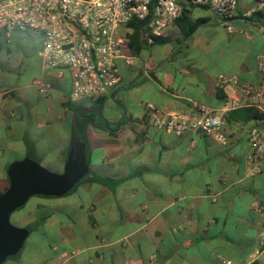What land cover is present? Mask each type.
<instances>
[{
	"label": "crops",
	"instance_id": "0c3cea01",
	"mask_svg": "<svg viewBox=\"0 0 264 264\" xmlns=\"http://www.w3.org/2000/svg\"><path fill=\"white\" fill-rule=\"evenodd\" d=\"M253 6L238 1L230 32L205 23L184 37L175 20L158 43L144 34L140 45L165 44L149 58L141 46L129 48V28L123 53L133 64L119 66V84L92 100L72 98L68 76L41 67L35 33L0 30V192L15 160L63 167L76 110L87 165L72 192L31 196L40 199L30 214L42 222V238L7 264H264V221L251 209L264 205V168L249 175L246 160L252 120L227 118L233 110H224L225 94L215 86L218 74L257 83L264 32L259 16L247 15ZM37 82L49 89L39 93ZM147 104L163 113L220 112L223 142L154 129Z\"/></svg>",
	"mask_w": 264,
	"mask_h": 264
},
{
	"label": "built area",
	"instance_id": "2783aa9c",
	"mask_svg": "<svg viewBox=\"0 0 264 264\" xmlns=\"http://www.w3.org/2000/svg\"><path fill=\"white\" fill-rule=\"evenodd\" d=\"M239 0H0V30L32 32L40 41L37 55L45 70L57 77L68 76L70 94L74 99L92 100L120 82L119 66H131L133 57L123 53L128 43L129 23H145L146 35L161 37L186 6L209 11L226 30ZM247 15L256 14L264 32V0H252ZM258 72L256 84L241 82L234 75L218 74L215 86L225 94V109L248 108L258 117L245 132L246 160L249 175L264 168V59L255 57ZM44 93L46 83L37 82ZM149 125L172 136L185 132L203 135L223 142L225 121L222 113L195 106L182 112L163 113L152 104L146 105ZM251 209L264 221V205L254 202ZM221 264H234L221 259ZM247 264V263H243Z\"/></svg>",
	"mask_w": 264,
	"mask_h": 264
},
{
	"label": "water",
	"instance_id": "95a60500",
	"mask_svg": "<svg viewBox=\"0 0 264 264\" xmlns=\"http://www.w3.org/2000/svg\"><path fill=\"white\" fill-rule=\"evenodd\" d=\"M80 111L73 114L72 137L61 172L53 173L29 158L8 164L7 187L0 192V264L21 249L28 234L26 229L10 224L11 213L31 196H63L86 174L84 144L74 120V115Z\"/></svg>",
	"mask_w": 264,
	"mask_h": 264
},
{
	"label": "rangeland",
	"instance_id": "374dc122",
	"mask_svg": "<svg viewBox=\"0 0 264 264\" xmlns=\"http://www.w3.org/2000/svg\"><path fill=\"white\" fill-rule=\"evenodd\" d=\"M186 7L189 10L190 16L193 19L194 18H198V17H207L208 21L206 22V26H208V27H212L218 22L222 24V22L220 20L216 19L206 9H202V8H198V7H191V6H188V5ZM37 42H38L37 44L39 46L40 41L38 40ZM140 46H141L140 56L145 57V58H149V56L151 57V55H152V52H151L152 49H154V50H162L165 47V44L152 43L151 47L149 48L146 44L142 43ZM20 155L21 154L17 152V154L16 155L14 154V156H11V158L12 159H16L15 157H20ZM44 168H46L47 170H49V171H51L53 173H59L62 170V168H55V167H44ZM72 191H70V192H72ZM38 200H40V199H36V197H30L21 206L20 209L13 211L11 213L10 217H9V222H10V224L13 227L24 228L28 232L27 237L24 240L23 246L27 245L28 243H32L33 241H38V240H40L42 238L41 237V233L39 232L42 229L41 228L42 222H39L37 220H33L32 216L30 214V211H31L30 209L32 208V204L34 202L38 201ZM50 200H52V201H50L52 203L55 202V201H53L55 199H50ZM23 246H22L20 252L23 250V248H24ZM8 260L9 259H6L2 264H7Z\"/></svg>",
	"mask_w": 264,
	"mask_h": 264
},
{
	"label": "trees",
	"instance_id": "16d2710c",
	"mask_svg": "<svg viewBox=\"0 0 264 264\" xmlns=\"http://www.w3.org/2000/svg\"><path fill=\"white\" fill-rule=\"evenodd\" d=\"M207 21H208L207 18L191 19L189 16V10H187L185 8L182 9L180 16L176 19L177 25L179 27V31L184 37H188L194 31V29L196 27L205 24ZM128 27L131 30V32L129 34L128 46L134 53H137V51L140 48V42H143L142 37L146 32L145 23L141 22V21L132 20L129 23ZM152 39L155 43H158V42H160L161 37L152 38ZM223 98L224 97L221 95V99H223ZM239 115H240V117H238ZM257 117H258L257 112H255L252 109H248V108L236 109V110H233L232 112H229L227 114V118H230V119L236 118V119H239L240 121H243V122L254 120ZM94 124H96L95 121H94ZM101 129H105V128L101 127ZM84 176L81 179H79V181L76 184H74V186L66 194L70 193V191H72L82 181ZM6 187H7V185H6ZM66 194H64V195H66ZM35 196L44 197V196H38V195H35ZM20 208L21 207L17 208L16 210H18ZM20 250L15 255L8 257L6 259H11V258L15 257L17 254H19Z\"/></svg>",
	"mask_w": 264,
	"mask_h": 264
}]
</instances>
